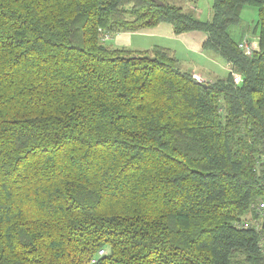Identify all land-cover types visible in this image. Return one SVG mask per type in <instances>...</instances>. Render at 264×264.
<instances>
[{
  "label": "trees",
  "instance_id": "obj_1",
  "mask_svg": "<svg viewBox=\"0 0 264 264\" xmlns=\"http://www.w3.org/2000/svg\"><path fill=\"white\" fill-rule=\"evenodd\" d=\"M246 5L250 56L229 32ZM162 22L202 31L227 76L104 38ZM261 200L264 0H212L208 20L167 0H0V264H264V216L242 226Z\"/></svg>",
  "mask_w": 264,
  "mask_h": 264
},
{
  "label": "crops",
  "instance_id": "obj_2",
  "mask_svg": "<svg viewBox=\"0 0 264 264\" xmlns=\"http://www.w3.org/2000/svg\"><path fill=\"white\" fill-rule=\"evenodd\" d=\"M192 6H193V11L194 10L196 11V16L201 18L202 11L199 10L195 4ZM210 18H211V9L207 13L205 20H208ZM164 24H168L170 27H166V25ZM136 35L150 36V37L155 36L157 37V39L164 41V42H156V44L154 45H161L164 47L172 48L174 50L172 51L175 53L178 59L180 67L184 70L198 74L203 81H211L213 79L218 78L217 76H214L215 74L209 71V67L217 64L215 62H218L219 65H221V67L224 68L225 70L230 71L229 63H227L224 59L219 57L216 52L203 48L202 43L205 40L206 35L199 30L174 34L172 31L171 24L167 22H162L152 27H147L133 32H127V31L116 32L112 34V36L109 35L107 37V40L113 38L114 41L116 42V45L119 46L125 45L123 47H126V46H130L131 43H133L134 41L136 42V39L134 38V36ZM254 36H256L258 39L257 35ZM254 36L252 35L253 38ZM165 37H167L168 39H165ZM252 37L249 36L248 38H250V40L253 41ZM177 40L180 42V46H181L180 51H177V49L175 48ZM134 47L135 50H144L140 48L142 47L140 45ZM149 48H145V49H149ZM184 50L189 54H186L185 56L182 52Z\"/></svg>",
  "mask_w": 264,
  "mask_h": 264
},
{
  "label": "rangeland",
  "instance_id": "obj_3",
  "mask_svg": "<svg viewBox=\"0 0 264 264\" xmlns=\"http://www.w3.org/2000/svg\"><path fill=\"white\" fill-rule=\"evenodd\" d=\"M167 1L170 2V3L176 4V5H179V6H181L183 8V10L191 11V12H193L196 15V11L195 10L193 11V6H192V5L195 4L197 6V8L202 11V16H201L202 19H205L207 13L211 9V3H212V0H167ZM257 19H258V9H257V7L251 6V5L244 6L242 8L241 12H240V15H239V22L237 24H233V25H231L229 27V32H230L231 36L234 39H237L238 42L241 41L244 38H248L249 36L252 37V35L253 36L257 35L258 36V30L259 29H258ZM164 25H166V27H170L168 24H164ZM255 27H256V30L254 31ZM112 34H114V33H112ZM112 34H106V35H111L112 36ZM134 38L136 39V42L134 41L133 43H131L130 46H126L125 48L135 49L134 46L140 45V46H142L140 48L145 49V48H149L151 46L152 47L155 46L154 44H156V42H164V41H161L160 39H157V37H155V36L150 37V36H137L136 35V36H134ZM165 39H168V38L165 37ZM252 40L255 41V42H253V46L255 47V49H257V47H258V39H257V37L256 36H254V38L252 37ZM106 43L114 45V46H117V47L125 46V45H123V46L116 45V42L114 41L113 38L107 40ZM157 46L164 47V46H161V45H157ZM180 47H181L180 46V42L177 40L176 46H175L177 51H180V49H181ZM151 48H149V49H151ZM166 48H169V49L173 50L170 47H166ZM182 52H183V54L185 56H186V54H189L185 50L182 51ZM215 63H217V64L209 67V71L211 73L215 74L214 76H217L218 78H222V77L227 76L229 71H227L224 68H222L221 65H219L218 62H215ZM232 73H235V75H239V81H238V83H239L241 81V75L238 72H232ZM250 213L251 214L249 215V217L247 218L246 221H250L254 217H256L253 208H252Z\"/></svg>",
  "mask_w": 264,
  "mask_h": 264
},
{
  "label": "built area",
  "instance_id": "obj_4",
  "mask_svg": "<svg viewBox=\"0 0 264 264\" xmlns=\"http://www.w3.org/2000/svg\"><path fill=\"white\" fill-rule=\"evenodd\" d=\"M237 45H238V48L241 49L243 53L247 56H250L255 50V47L253 46V41H251L250 38L242 39L241 41L238 42ZM232 75L234 78L233 79L234 83H238L239 75H235V73H232ZM192 77L199 82H203L201 77L196 73H192ZM252 208L255 212L256 218H253L251 221H244L242 224L244 228H248L251 226L258 228L259 222L261 218L264 216V200H261L260 202H258L257 205H253Z\"/></svg>",
  "mask_w": 264,
  "mask_h": 264
},
{
  "label": "bare ground",
  "instance_id": "obj_5",
  "mask_svg": "<svg viewBox=\"0 0 264 264\" xmlns=\"http://www.w3.org/2000/svg\"><path fill=\"white\" fill-rule=\"evenodd\" d=\"M107 37H108V35L104 36V38H107Z\"/></svg>",
  "mask_w": 264,
  "mask_h": 264
},
{
  "label": "clouds",
  "instance_id": "obj_6",
  "mask_svg": "<svg viewBox=\"0 0 264 264\" xmlns=\"http://www.w3.org/2000/svg\"><path fill=\"white\" fill-rule=\"evenodd\" d=\"M204 82V81H203Z\"/></svg>",
  "mask_w": 264,
  "mask_h": 264
}]
</instances>
